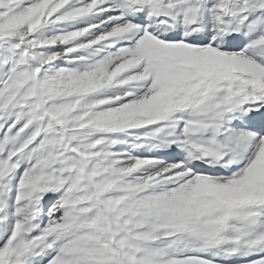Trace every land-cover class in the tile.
Instances as JSON below:
<instances>
[{
  "label": "snow or ice",
  "instance_id": "6c2138e0",
  "mask_svg": "<svg viewBox=\"0 0 264 264\" xmlns=\"http://www.w3.org/2000/svg\"><path fill=\"white\" fill-rule=\"evenodd\" d=\"M0 264H264V0H0Z\"/></svg>",
  "mask_w": 264,
  "mask_h": 264
}]
</instances>
